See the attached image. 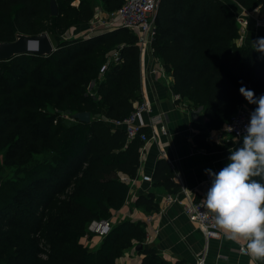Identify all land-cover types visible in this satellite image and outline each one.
<instances>
[{"label": "trees", "instance_id": "obj_1", "mask_svg": "<svg viewBox=\"0 0 264 264\" xmlns=\"http://www.w3.org/2000/svg\"><path fill=\"white\" fill-rule=\"evenodd\" d=\"M123 1L104 0L108 10ZM234 1L264 13V0ZM57 3L59 12L53 15L51 0H0V42L43 32L57 41L49 54L25 53L0 61V153L7 161L17 159L23 173L0 182V264H116L125 248L144 240L142 221L126 218L113 224L97 249L81 238L93 219H109L122 206L129 189L122 176H134L139 167L142 141L127 140L125 130L111 123L129 114L139 98L137 35L119 27L67 38L73 26L90 22L94 7L89 0ZM155 30L153 54L173 76L172 91L206 118L193 122L199 129L195 146L223 148L206 139L207 131L221 128L239 104L256 107L240 89L252 90L256 97L264 94V52L257 50L258 44L237 42L235 13L223 0H160ZM21 73L35 75L37 92L19 90L13 79ZM57 106L100 116L68 123L61 113L47 110ZM34 143L42 146L40 152L49 149L51 159L35 158L29 149ZM85 155L87 164L74 167ZM55 178L63 186L49 191ZM152 182L170 193L180 189L164 157L156 160ZM31 200L42 205L39 216L21 220L18 210ZM135 202L158 207L150 193ZM141 251L140 264H169L152 247Z\"/></svg>", "mask_w": 264, "mask_h": 264}, {"label": "crops", "instance_id": "obj_2", "mask_svg": "<svg viewBox=\"0 0 264 264\" xmlns=\"http://www.w3.org/2000/svg\"><path fill=\"white\" fill-rule=\"evenodd\" d=\"M83 26L82 29H86L88 24ZM79 27L73 26L67 34L82 36L80 34L82 29L79 30ZM261 39H264V28L251 24L246 43L257 45ZM139 49L140 82L137 90L139 98L135 104L142 99L147 101L152 107V116L159 114L162 117L161 123L165 125L166 132L161 130L160 123H150L149 113L142 115L141 120L146 123L144 126L146 132L149 137L155 133V137L149 139L140 150V163L136 174L132 177L122 176L129 189L122 206L112 211L111 221L113 224L126 218L142 221L146 235L141 242V248H154L169 264H196L201 254L204 257L203 264H250L251 258L239 252V243L244 241L239 243L230 241L221 230L219 237L206 239L197 224L188 219L179 203L163 205L162 197L170 193L164 186L141 180L142 174H150L152 177L156 160L164 157L180 184V189L175 193H179L183 199L187 198L185 197L187 194L193 198L206 196L210 178L206 177L208 173L205 170L217 172L226 166L230 151L239 146L242 138H234L221 128L212 129L207 131L206 139L223 145V148L207 150L196 147L194 135L199 129L193 125L191 112H199V119L196 120L199 122L206 119L204 114L199 108H193L180 95L179 98H175L174 95L177 93L171 89L173 76L170 73L166 71V77H162L147 72L155 58L162 63L153 54L152 43L144 47L139 46ZM95 86L96 81H93L90 87ZM182 188H185L186 193ZM148 193L157 201V208L147 209L142 204H136L137 196ZM102 239L103 236L96 233L90 235L87 233L81 238V242L91 249H97ZM137 244L125 248L123 254L115 260L116 264H140L144 254L141 248H136ZM255 264L259 263L256 261Z\"/></svg>", "mask_w": 264, "mask_h": 264}, {"label": "built area", "instance_id": "obj_3", "mask_svg": "<svg viewBox=\"0 0 264 264\" xmlns=\"http://www.w3.org/2000/svg\"><path fill=\"white\" fill-rule=\"evenodd\" d=\"M160 0H124L121 5L113 10H105L99 7L94 16L88 22L87 30L80 33L82 36H91L96 33L105 31H111L119 27L128 28L137 35V43L140 47L151 45L155 36V20L157 14V8ZM236 5L234 9L235 20L238 25V43H245L248 30L253 24L254 26L264 28V13L257 10H248L241 4ZM67 38H72L75 34H67ZM112 56H117V51H114ZM147 72L154 76L166 77L167 72L163 64L155 58L154 62L148 67ZM175 98H179V94L174 95ZM253 108L248 107L245 104H239L235 112L230 116L229 120L221 127L223 132L228 133L234 138H242L244 132V126L250 119V113ZM149 113L150 123H160V128L163 132H166L165 125L161 122L162 117L157 114L152 116L151 105L142 99L134 105L129 114L122 118L112 119L111 123L114 127H121L126 132L127 140L138 138L142 141V148L145 147L146 142L149 139L155 137V133L147 134L142 129L146 125L141 120L142 115ZM207 178L212 176L206 174ZM141 180L152 181L150 174H142ZM185 192V188H182ZM186 193V192H185ZM186 199H183L179 193H168L162 197L163 205H167L172 202H177L181 205L183 212L187 215L188 219L197 224V226L203 232L206 239L210 237H219L220 229L215 224L214 215L208 211L204 206V199L206 196H201L197 199L187 194ZM113 222L111 219H93L89 224V230L92 233H96L100 236H105L112 228ZM246 248V242L239 243V252L244 253ZM203 254L199 255L196 264H203Z\"/></svg>", "mask_w": 264, "mask_h": 264}, {"label": "clouds", "instance_id": "obj_4", "mask_svg": "<svg viewBox=\"0 0 264 264\" xmlns=\"http://www.w3.org/2000/svg\"><path fill=\"white\" fill-rule=\"evenodd\" d=\"M264 52V39L257 45ZM241 94L256 105L244 126L242 140L230 151L229 162L213 177L204 206L214 215L215 224L233 242H246L244 254L250 264L264 262V94L242 87Z\"/></svg>", "mask_w": 264, "mask_h": 264}, {"label": "rangeland", "instance_id": "obj_5", "mask_svg": "<svg viewBox=\"0 0 264 264\" xmlns=\"http://www.w3.org/2000/svg\"><path fill=\"white\" fill-rule=\"evenodd\" d=\"M91 2V4L93 5L94 7V12H96V10L101 7L103 8L102 6H105V2L104 0H89ZM225 1L228 6L230 8H232V10L234 11V9H236V5L234 6V4H238V2L234 1V0H223ZM85 24H88V23H85ZM85 24H80L78 25L79 27V30L82 29L85 25ZM83 26V27H81ZM86 29H82L80 30L81 32H84L86 31ZM68 35H65V37H67ZM51 37L53 39V42H54V45H57V41L55 39V36L51 34ZM64 37V36H63ZM64 37V38H65ZM35 75L33 73H21L18 75H14V83L16 86H18L19 90L22 91V93H25L27 95H30L31 93H34V92H37L39 90L38 88V82L37 80L35 79L34 77ZM90 89V87H89ZM96 95V94H94ZM48 111L50 112H58V113H61L63 115V117H65V120L68 122V123H71L72 121H74L73 119V114L74 112H71L69 110H66V109H62L60 106L58 107H49L47 109ZM96 116H100L99 114H92L91 117H96ZM29 149L30 151L32 152L31 154L33 156H35V158H38V159H51L52 157V152L49 151H46V152H40V150L42 149V146H40L39 144L37 143H34L33 145L29 146ZM86 155L85 156H82V158H80L75 164H74V167L78 166V165H82V163L84 162L83 160L85 159ZM16 162H17V159H14V162H10V161H7V157L4 153H0V182L2 181H5L7 179H13V178H21L23 177V173L20 172V170L17 168L16 166ZM87 164L86 162L83 163V165ZM65 174L66 175H70L71 172H67L65 171ZM68 179V176L66 177V180ZM60 184V179L59 178H55L54 182L52 184L49 185V191L52 190L54 187L56 188V186H59ZM48 186V185H47ZM47 186H44V188L46 189ZM63 185L59 186V187H62ZM47 192V191H46ZM49 194L51 196H53L50 192ZM32 199V198H31ZM32 201V202H31ZM29 202V204H25V205H21V208L18 210V216L17 217H20L22 218L21 220H34L37 216H39V213L42 209V205L39 203V202H34V200H31ZM19 218V219H20ZM99 219V218H98ZM90 224V223H89ZM88 234H92V232H90L89 230V225H88Z\"/></svg>", "mask_w": 264, "mask_h": 264}, {"label": "water", "instance_id": "obj_6", "mask_svg": "<svg viewBox=\"0 0 264 264\" xmlns=\"http://www.w3.org/2000/svg\"><path fill=\"white\" fill-rule=\"evenodd\" d=\"M51 12L53 15H57L59 12L57 0H51ZM56 49L53 43L52 37L49 33L43 32L40 34H20L17 39L13 41H2L0 42V61L9 60L14 56L32 53L46 55ZM73 119H79L81 121H91L90 111H78L73 114ZM199 119V112H191V120L196 121ZM142 247L141 243L136 245L137 249Z\"/></svg>", "mask_w": 264, "mask_h": 264}]
</instances>
